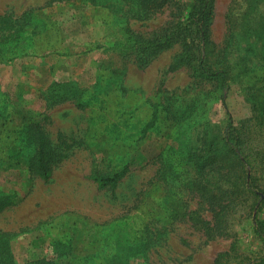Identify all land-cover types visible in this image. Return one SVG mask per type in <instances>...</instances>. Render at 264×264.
Segmentation results:
<instances>
[{
	"label": "rangeland",
	"instance_id": "1",
	"mask_svg": "<svg viewBox=\"0 0 264 264\" xmlns=\"http://www.w3.org/2000/svg\"><path fill=\"white\" fill-rule=\"evenodd\" d=\"M177 3L136 20L121 0H0V197L10 201L0 232L16 264H212L229 249L230 238L205 233L211 213L180 180L191 172L183 159L200 158L206 130L228 114L264 141V0L214 2L207 57L226 70L224 87L170 70L177 44L143 66L119 46L127 28L148 38L184 21L192 0ZM31 122L58 154L46 181L25 166ZM125 167L115 187L92 179ZM258 220L264 204L233 229L252 256Z\"/></svg>",
	"mask_w": 264,
	"mask_h": 264
},
{
	"label": "trees",
	"instance_id": "2",
	"mask_svg": "<svg viewBox=\"0 0 264 264\" xmlns=\"http://www.w3.org/2000/svg\"><path fill=\"white\" fill-rule=\"evenodd\" d=\"M215 0H192L184 21L168 22L151 37L145 38L129 28V45H119L124 50H134L139 65H145L150 58L177 44L181 51L170 66V70L189 67L194 76L206 80H221L226 86L227 73L221 67L209 62L208 54L214 48L210 40L209 27L213 19ZM124 15L136 20H146L161 12L162 8L176 4L177 0H121ZM228 123L209 135L203 136L202 156L183 159V167L193 170L192 174L180 180L181 186L211 213V221H201L209 237H226L232 240L227 251L220 252L212 264H264V220L254 223L253 233L260 243L255 255L240 251L234 226L241 222L247 208L260 209L264 204V141L256 139V131L249 125L236 126L228 114ZM152 124L148 125L150 128ZM31 148L26 162L27 171L38 179H49L58 154L46 138L40 124L31 122L25 127ZM198 156V157H197ZM128 172L125 167L111 175H93L99 188L115 187ZM9 199L0 197V211L9 204ZM189 220H200L197 210L187 214ZM11 237L0 232V264H16L11 258L3 239ZM26 264H55L53 259L42 258Z\"/></svg>",
	"mask_w": 264,
	"mask_h": 264
}]
</instances>
